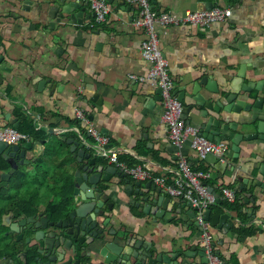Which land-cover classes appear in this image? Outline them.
<instances>
[{"label":"crops","instance_id":"crops-1","mask_svg":"<svg viewBox=\"0 0 264 264\" xmlns=\"http://www.w3.org/2000/svg\"><path fill=\"white\" fill-rule=\"evenodd\" d=\"M150 1L157 10H172L178 14L205 9L209 1L214 2L213 6L232 9L228 20L207 27H157L160 47L169 60L176 95L181 86L187 85L191 90L194 78L209 74L221 81L226 73L233 76L243 65L247 67L245 82L264 78V0ZM109 3L112 10L106 21L95 27H91L95 17L92 16L77 28L70 24L63 27L62 23L53 28L47 20L48 0H0V55L4 56L2 65L9 68L0 67V126L10 124V118H19L20 125L21 118L14 113L18 108L27 112L38 127L45 128L48 133L46 138H40L46 140L37 158L43 161L42 167L37 168L39 164L34 160L25 169L34 180L33 185L28 182L26 194L33 197L39 188L40 203L32 209L52 214V206L61 201L71 181L74 190L78 160L62 135L69 133L67 137H70L74 125L69 120L75 119L79 108L88 112L89 124L110 136L112 148L118 150L119 157L121 155L126 163H147L154 175H166L171 180L179 159L187 156L192 167L203 163L209 168L211 181L217 184L212 186L214 191L220 186L238 192L242 204L240 215L228 210L226 195L217 191L221 201L212 208V214L229 212V220L235 221L228 232L212 224L217 249L227 264H264V190L252 185L249 188L247 183L257 174L254 161L257 154L264 156V142L254 140L248 147L245 142L240 154H236L232 137L241 128L239 124L238 130H233L228 139L222 140L229 143L224 158L229 164L224 168L217 166L219 157L199 158L189 142L176 146L162 119L164 108L158 87L130 77L132 73L147 74L150 67L141 52L144 30L134 24L137 8L130 0ZM89 7L92 8L91 4ZM39 78L50 79L55 87L35 82ZM8 85L11 90L7 93ZM96 92L100 95V104L91 100ZM257 96H264V90L254 88L248 100L253 102ZM192 102L193 98L187 96L183 104L188 106ZM40 110L45 115L52 113V118L45 120ZM258 111L264 116V108L254 107L252 113ZM191 112H184L186 120L191 117ZM237 120L239 115L234 113L231 121ZM192 124L198 126L195 122ZM80 130L88 138L86 128ZM252 130L257 131V122ZM62 141L69 145L68 149L61 148ZM30 155L34 156L32 151ZM96 157L100 163L115 164L107 158ZM137 180L130 174L126 177L114 175L116 184L108 191L110 200L115 201L110 226L124 227L139 240L153 242L159 252L173 250L182 241L185 249L193 245L200 247L202 229L197 219L188 213L187 202L168 194L173 199V206L154 222L153 216L144 214L142 206L137 205L134 186L131 192L126 187ZM151 180L155 182L153 179L142 181L146 185ZM248 195L253 198L249 196L251 199L247 202ZM16 197L22 196L17 193ZM137 213L145 217L140 219ZM239 224L261 230L239 236L233 230ZM97 261L102 263L104 259Z\"/></svg>","mask_w":264,"mask_h":264},{"label":"water","instance_id":"water-1","mask_svg":"<svg viewBox=\"0 0 264 264\" xmlns=\"http://www.w3.org/2000/svg\"><path fill=\"white\" fill-rule=\"evenodd\" d=\"M48 1L50 6L48 7L47 20L53 28L57 23H62L63 27L70 24L77 28L84 23L85 19L96 14L89 7L90 0ZM125 1L122 0L123 3ZM213 5L214 2L209 1L205 9H210ZM3 57V55H0V67L7 69L8 67L2 65ZM246 68L243 65L242 69L233 76L226 73L221 81L211 78L209 74H205L201 78H194L191 90H188L187 85L181 86L179 95H177L182 102L187 96L193 98L194 102L184 106V112L188 111L190 113L192 111L187 122L197 123L202 134L210 140L222 141L228 139L233 130L234 132L238 130L237 126L240 124L241 128L232 137V147L236 154H240L242 147H244L242 144L245 142L247 147L248 143L254 140L259 139L264 142V116H260L259 111L252 113L254 107L263 110L264 96H257L253 102L248 100L254 88L259 91L264 90V78L245 82ZM35 82L42 83V86L48 84L51 88L55 87L50 79L39 78ZM38 88L42 87L39 86ZM157 92L162 98L161 87H158ZM91 100L100 104L99 93L96 92ZM234 113H238L239 120L232 122L231 117ZM7 118H10L9 114H7ZM10 122L15 127L19 126V118H10ZM256 122L257 131H253ZM76 123L79 125V129L90 127L87 120L77 119ZM102 132L105 133V131ZM81 133H79L78 139L76 132L72 131L68 139V142L72 144L71 150L79 161V167L75 172L73 200L71 199L67 207L61 210L63 216L58 220H51L50 217L45 215H42L39 219L36 216H30L18 222L20 225L26 224L27 221L34 222L29 228L36 230L35 239L39 241L40 247H45L39 251L43 253L45 249H51L52 246L48 241L53 238L60 237L62 241L73 242L71 238L73 231V236H79V241L85 244L83 248L95 247L94 254L96 257L103 258L105 264H206L208 256L204 245L200 247L193 245L185 249V242L182 241L174 246L173 250L159 252L153 242L139 240L137 235H131L126 228L109 227L113 220L108 215L106 206L110 202L109 207L114 209L115 201L110 200L108 191L116 184L113 181L115 174L126 177L127 173L117 164L106 165L100 163L92 149L88 148L85 141L81 140ZM45 142V139H38L19 144H9L7 141L0 139V153L10 164L9 170L1 172L0 190L8 186L12 175L21 164L37 160L43 151ZM108 147H113V144L109 143ZM31 151L34 156L30 155ZM254 162L257 174L253 179L247 181L248 187L250 188L251 185L258 186L262 191L264 190V156L257 154ZM228 164L229 161L224 158L217 162V166L223 168ZM133 186L138 199L137 205L142 206L144 214L153 216L154 222L164 217L169 210L168 207L173 206V199L168 195V192L152 180L144 185L143 181L138 179L137 181H131L126 187L130 188L131 192ZM209 190L215 193L217 203L220 202L221 194L215 192L212 187H209ZM249 196L253 198L252 195ZM250 197L246 199L247 202L251 199ZM186 202L189 206L188 213L196 218V210L192 201L186 200ZM172 208L175 212L176 207ZM64 211H66L65 214ZM204 216L212 224L223 228L225 232H228L235 223V221L229 220L231 217L229 212L212 214V208L210 207L206 209ZM144 217L139 216L140 219ZM9 221L10 217L5 215L3 224L8 225L10 224ZM144 221L146 223L148 218ZM43 222L47 223L42 224ZM196 222L199 224L198 220ZM11 226L12 228L16 227L15 224ZM68 226L69 236L58 234L59 232L56 231V228H68ZM50 227H55V230L53 229L52 232L47 230ZM200 229H202L201 226ZM22 235V233L19 234L18 238L20 239ZM23 256L26 257V253H23ZM197 256H200L199 259H196ZM72 260L73 258L70 257L67 264H70ZM37 264H50V261L44 262L40 259ZM74 264H80V260H75Z\"/></svg>","mask_w":264,"mask_h":264},{"label":"built area","instance_id":"built-area-1","mask_svg":"<svg viewBox=\"0 0 264 264\" xmlns=\"http://www.w3.org/2000/svg\"><path fill=\"white\" fill-rule=\"evenodd\" d=\"M136 6L138 14L134 20L136 26L144 30V38L141 41V52L143 58L150 63L147 74H130L134 80L149 82L151 85L161 87L163 102V121L168 125L169 138L176 146L189 142L199 158L206 160L208 156L214 155L225 158L229 143L227 141L210 140L204 136L200 128L188 123L184 116V104L179 100L174 91V79L170 74L169 60L159 43L158 26L189 25L207 27L215 22H224L232 14L230 7L215 5L210 9L187 10L184 14H178L172 10H157L152 6L150 0H130ZM95 17L91 27L106 21L111 12V4L108 0H90ZM76 117L88 120L85 110L77 108ZM75 132L82 131L77 127L72 128ZM88 138L84 132L81 133L86 146L92 149L96 156L109 159L117 164L124 172L135 179H153L156 184L164 188L168 194L182 198L185 201L191 200L196 210V219L202 227L201 242L205 246L208 262L206 264H227L221 257L214 239L212 223L204 216L206 209L217 203L214 192L209 190L206 181L211 178L209 169H194L187 156H182L176 167L171 180L166 175H154L152 167L147 163L130 165L119 159L118 150L108 147L110 136L103 133L93 125L86 129ZM29 135L20 131L13 125L4 124L0 127V139L9 144H19L29 140ZM223 193L230 201L236 198L235 191L223 187Z\"/></svg>","mask_w":264,"mask_h":264},{"label":"trees","instance_id":"trees-1","mask_svg":"<svg viewBox=\"0 0 264 264\" xmlns=\"http://www.w3.org/2000/svg\"><path fill=\"white\" fill-rule=\"evenodd\" d=\"M1 39V37H0ZM2 39L0 40V42ZM1 85V82H0ZM11 90L10 85L7 86V93ZM39 110V109H38ZM43 110H40L41 117L44 118L45 120H48L49 118H52V113L48 112L46 115L43 113ZM20 118L21 122L18 127V129L22 132H25L29 135L30 140H37L40 138H46L48 136L47 130L43 127H38L37 123L35 122L34 118L31 117L27 112H25L23 109H15V112ZM86 115L88 116V112L85 111ZM77 119L74 120H69L72 124H75ZM69 133H64L62 136L64 138L67 137ZM68 146L65 141H62L61 148L68 149ZM69 152V150H68ZM119 159L122 160V156L120 155ZM43 161H41V158L37 160V168H41V164ZM137 163V162H136ZM134 163V164H136ZM194 169H209L206 167L203 163L198 164L197 166H193ZM10 169V164L6 160V158L3 156L2 153H0V173L2 171H7ZM41 172V169H40ZM29 172H26L24 169L18 170L12 175L10 182H14V179H19L20 180V186H17L15 190L13 191V186L14 184H10V188H4L0 190V264H37L38 260L36 258L37 252L35 251L34 248H23L20 246V242L16 239L13 238V240H9V237L11 235L10 232H8V227L3 224L2 222V215L4 212L8 210V206L10 204V201L14 202V206L22 208L23 211L25 212H35L37 211L36 209H32L33 206L38 207L40 203V199L38 198V191L36 193H33V197H29L27 193L28 189V182L30 179ZM206 184L208 186H215L217 185L216 182L211 181V178L206 181ZM27 187V188H26ZM72 189H73V184L72 181L70 182V187L67 185L66 186V191L62 196V199L60 202L57 204H54L52 206V211L50 213L54 214L55 216H58L61 214L60 209L64 208L67 206V204L70 202L72 199ZM11 190L13 191V194H11ZM219 192L222 193L223 189L219 186L218 190ZM215 191V192H217ZM20 193L22 196L20 199H17L16 194ZM236 194V199L234 201H230L227 197L225 199V203L227 205V208L230 212H236L237 215H240V210L242 207V204L239 202L240 201V194L238 192H235ZM218 203H215L210 206V208H213L217 205ZM14 208V207H12ZM138 215L142 216L141 213H137ZM234 232L237 233L239 236H248L252 235L254 233H257L259 228H254V227H243L242 225H236L233 228ZM23 252L26 253L27 257L23 256ZM222 257V256H221ZM226 261V260H225ZM227 262V261H226Z\"/></svg>","mask_w":264,"mask_h":264},{"label":"flooded vegetation","instance_id":"flooded-vegetation-1","mask_svg":"<svg viewBox=\"0 0 264 264\" xmlns=\"http://www.w3.org/2000/svg\"><path fill=\"white\" fill-rule=\"evenodd\" d=\"M77 138L79 139V136H77ZM68 139L69 138L66 137V140H68ZM69 145H70V147L72 146V144H69ZM72 153L74 156V152H72ZM78 167H79V161H78ZM0 181H1V174H0ZM72 193H73V190H72ZM72 200H73V195H72ZM109 203L110 202H108L106 209H107L108 215L112 217V212L114 211V209L109 207ZM14 205H15L14 202L10 201V204L8 206L9 207L8 210L6 212H4L2 215V222H3L5 215H8L10 217V221H9L10 224L6 225L8 227V232L11 233L9 240H13V238H14L20 242L19 245L22 246L23 248H29V249L34 248L35 251L37 252L36 258L38 261H40V259H42L44 262L50 261V264H67L69 262V258L72 257L73 260L70 261V264H74L75 260H77V259L80 260V264H105L104 262L100 263L101 261H97L100 258H99V256L96 257V255L94 254L95 250H96L95 247H88V249H84L83 246L85 244L79 241V236H75V237L73 236L74 232L72 230L71 231H72L73 235L71 236V238H72L73 242L62 241L60 237L53 238V239L48 241L49 244L52 246V248L48 249V250L45 249V251L43 253H41L39 250L41 248H45V247H40L39 241L35 239L36 230L34 228H29V226L33 225L34 222L33 221L28 222L27 221L26 224H24V225H20V223H18V222L20 220L28 218L30 216L31 217L36 216L37 219H39L42 215L50 217L51 220H58V219H60L61 216H63V214H59L58 216H55L54 214H46L45 212L43 213V212H41L42 210L37 211V212L35 211L32 213L31 212H25L23 210H20L17 206H14ZM12 207H14V208H12ZM65 207H67V206H65ZM64 208H61L60 212ZM65 212L66 211H64L63 213L65 214ZM44 223H47V222H43L42 224H44ZM13 224H15L16 227L12 228L11 225H13ZM109 227H111V226H109ZM53 229L55 230V227L54 228L50 227V229H47V230L52 232ZM67 229H69V226H68V228H56V231L59 232L58 234H64L66 236H69L70 235V234H68L69 230H67ZM21 233L23 235L19 239L18 236ZM23 253H25V252H23ZM26 257H27V255H26Z\"/></svg>","mask_w":264,"mask_h":264},{"label":"rangeland","instance_id":"rangeland-1","mask_svg":"<svg viewBox=\"0 0 264 264\" xmlns=\"http://www.w3.org/2000/svg\"><path fill=\"white\" fill-rule=\"evenodd\" d=\"M88 117V116H87ZM75 119H81V118H77L76 116H75ZM87 121H89V120H87ZM5 124H9V123H5ZM2 125H4V124H2ZM1 125V126H2ZM10 125H13L12 123H10ZM74 125V127L75 126H77L78 128H79V125L77 124V123H75V124H73ZM91 125V124H90ZM0 126V127H1ZM14 126V125H13ZM16 128H18V127H16ZM72 131H74L73 129H72ZM76 134H77V136H78V133L76 132ZM29 140H30V138H29ZM26 141H28V140H26ZM22 142H25V140L24 141H22ZM22 142H20V143H22ZM27 164H29V163H23L21 166V168H20V170H22V169H27ZM26 171V170H25ZM33 178H31L30 177V179H29V183H31L32 185H33ZM14 184V186H13V191L15 190V188L17 187V186H20V180L19 179H14V182H10L8 185V189L10 188V184ZM39 190V188L37 189V191ZM13 191L11 190V194H13ZM29 196H31V195H29Z\"/></svg>","mask_w":264,"mask_h":264}]
</instances>
